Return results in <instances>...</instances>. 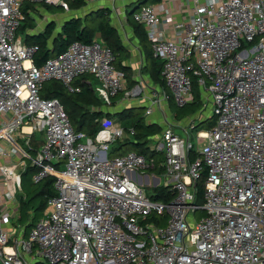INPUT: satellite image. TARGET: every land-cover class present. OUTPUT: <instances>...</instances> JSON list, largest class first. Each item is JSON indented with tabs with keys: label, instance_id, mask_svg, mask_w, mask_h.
Instances as JSON below:
<instances>
[{
	"label": "built area",
	"instance_id": "obj_1",
	"mask_svg": "<svg viewBox=\"0 0 264 264\" xmlns=\"http://www.w3.org/2000/svg\"><path fill=\"white\" fill-rule=\"evenodd\" d=\"M171 1L133 13L165 82L151 90L146 113L170 99L168 90L179 106L192 102L196 79L215 124L197 132L198 148L171 126L152 139L173 194L164 201L131 175L155 168L156 157L110 156L134 127L100 117L90 135L74 127L59 98L42 95L51 80L80 92L76 80L91 75L107 115L121 93L122 103L145 98L146 82L129 87L99 37L37 65L38 45L20 27L27 18L41 23L23 8L39 2L68 11L69 0H0V264H264V0H192L183 15ZM193 148L199 155L191 160ZM26 172L34 184L53 177L56 192L30 226L21 222L27 196L18 198Z\"/></svg>",
	"mask_w": 264,
	"mask_h": 264
},
{
	"label": "trees",
	"instance_id": "obj_2",
	"mask_svg": "<svg viewBox=\"0 0 264 264\" xmlns=\"http://www.w3.org/2000/svg\"><path fill=\"white\" fill-rule=\"evenodd\" d=\"M153 3L161 2L162 0H150ZM86 4V0H69L70 8L73 10L79 9ZM48 8L52 7L46 5ZM34 8V4H26L23 8L25 13L28 14L29 10ZM25 24L20 27V31L24 32L25 41L28 44H37L38 51L34 56V61L37 65L42 64L47 58L59 55L69 46L70 43L74 41H81L85 43H90L93 41L97 33L101 34L102 40L112 48L115 54V66L124 71L127 74L129 87L135 85V79L133 76V69L131 66L126 64V61L131 57L129 50L123 45L118 29L113 25L111 18V11L106 8H101L96 11H92L86 14L83 18L81 17H72L64 22L61 27V30L53 37V46L50 45V37L54 33L55 23H49L45 29V32L38 34H27L26 28L31 26L32 19L27 18ZM135 30H137L142 43L145 45L146 55H147V64L143 68V71L149 73V76L152 81L155 83L165 86L164 79L162 77V62L156 58L151 50V44L148 42L145 30L141 24L133 21ZM84 79L89 78L83 77ZM76 85L81 86V91L76 93H70L65 85L57 80H51L50 83L44 85L42 93L45 97H57L63 104L66 113L70 117L74 127L77 130L86 131L90 135H94L99 129V123L96 121L98 118L106 115L103 102L100 97L96 94L94 88L90 83L82 82L81 79H77L75 82ZM199 86L197 80L194 79V100L190 103L196 106L197 108L193 110L195 113L202 105ZM115 100V99H114ZM172 101V100H171ZM187 104L181 106L184 107ZM174 106V105H173ZM98 108V109H96ZM103 108V109H102ZM135 109L142 108H132L129 109L130 113L127 114V111L117 113V116L121 121H126L127 116L131 117L130 122L126 123V126H132L136 130V134L133 139L127 143L131 144L133 150L145 154L149 157H155L156 154H161L152 151L149 154L148 144L151 138L162 132V126L158 123H148L145 119V116L139 112H135ZM191 112V113H193ZM177 113V112H176ZM177 113V117H178ZM107 115L112 116V114L107 113ZM215 124V118L212 116L206 120L201 121L194 130H208L211 129ZM126 144V143H125ZM199 153L195 148L191 149L190 158L191 160L195 159ZM163 156H161V160ZM162 162V161H161ZM155 170L162 172L164 168L162 166L156 165ZM207 178V169L203 168L201 173V178L197 181V201L199 203L204 202V182ZM36 190L32 193L33 196L29 201L24 202L23 209L30 206L33 208L35 215H33V221H35L40 214L44 212L46 206V199L48 196L55 194L54 189V178L49 177L44 180L42 183L34 184ZM168 187L162 186L157 187V193L152 195L156 200L168 201L173 198L172 192L167 189ZM39 197V201L35 200L36 197ZM36 201V202H35ZM23 203V201H22ZM22 220L25 222L22 211ZM28 226L32 225L30 221ZM37 264H45L43 262H38Z\"/></svg>",
	"mask_w": 264,
	"mask_h": 264
},
{
	"label": "crops",
	"instance_id": "obj_3",
	"mask_svg": "<svg viewBox=\"0 0 264 264\" xmlns=\"http://www.w3.org/2000/svg\"><path fill=\"white\" fill-rule=\"evenodd\" d=\"M158 3H160V2H158ZM158 3H153L150 0H86V4L83 7L76 9L77 11L74 13L73 16L70 14L64 15V17L61 21H59L57 19L58 18L57 16H53V15L42 16L43 18H41L39 20L41 25L36 26V28H35L33 26L34 23H32L33 25H32V27L30 26L31 28L28 30V33L33 35V34L45 32V29L48 26V24L54 22L56 24L55 29H54V33L50 37V45L53 46V37H55L57 35V33L61 30V27L66 20H68L72 17H81L82 16L81 18H83L86 14H88L92 11H96V10L101 9V8L109 9L111 11L112 23L119 31L123 45L129 50V52L131 54V57L126 61V64L128 66H131L133 69V76H134V79L136 81L135 84L140 83L141 80L145 79L144 81L147 84V94H146L145 98H139L136 100H128L125 103H122V99H121L123 97L122 96L123 94L122 93L119 94L117 97L114 98L115 100H113L112 107H107L108 113H110V114L112 113V116L103 115L102 117H106V116L111 117L116 122H120V123L126 125L127 122L121 121L119 119V117L117 116V113H120L123 111H128L129 109H132V108H142V109H144V116H145L146 121L148 123L160 124L162 126V129H163L162 132H163L164 129L171 126V123L168 122L169 121L168 118H169V116H171V117L174 116L171 113V111L175 110L174 106L172 104V101H175V99H174V96L168 90V92L170 94V99L168 101L163 102L161 104V106L156 107L153 110L152 114L146 113V108H147V105L149 103L148 98H150L151 90L154 88L163 89V86H161L157 83H154V82L152 83L151 78L149 76V73L143 71V68L147 64L146 49H145V45L141 41V38H140L137 30H135L134 25H133V21H135L133 19V13L136 10H138L143 5H148V4L158 6V5H160ZM192 3H193L192 0H173V1H171L170 4H171V7H172L174 12H177V14H179V15H183L186 13V11H185L186 8L190 9V6H192ZM163 6L164 7H168V6L170 7L169 3H167L165 5L163 4ZM55 7H59V6H55ZM33 9L38 10L36 5H34ZM65 11H67V10H65ZM68 11H72V9H70ZM38 13H39V11H38ZM42 19H43V21H42ZM144 30H145V28H144ZM145 33H146V31H145ZM25 35L26 34L24 33L23 36H25ZM146 36H147V34H146ZM96 37L101 38V34L97 33L95 38ZM148 42H149V40H148ZM149 44H150V42H149ZM151 50H152V48H151ZM144 75H147L146 78L144 77ZM87 76L89 78H86V79L83 78V77H87ZM83 77H80L82 82H86V83L91 82L94 85V82L92 81L93 77H91V75H85ZM149 80L152 84L149 83ZM199 92H200L202 105L199 108V111H197L196 115L194 117H191L190 120H188V122H193V121L201 122L203 120H206L207 118L212 117V116H210V117L207 116V118H206L200 113V112L205 111L206 106L208 105L209 101L203 99L201 89L199 90ZM103 108L106 109L105 106ZM169 113H171V115H169ZM163 115H166L167 117H165ZM184 119L186 120L187 118H184ZM164 120H166V123L164 122ZM185 120L182 121L184 123H181V124L178 123V126L182 127L183 124H187V122H185ZM173 130L175 131V127L173 128ZM161 133L153 136L149 142V145L153 144L154 141L152 139L160 137ZM149 149H151V148L149 147ZM117 152L118 153H124L125 151H123V149H121V150H118ZM159 155H161V154H156V156H155L157 161H158V165L161 163V161H163V159L161 160V157L159 158ZM150 170L154 171L153 172V181H154V184L156 185L160 182V178L157 177V175L158 174L164 175V171L159 172V170H155L154 168H152ZM131 175L135 180H137L140 184H142L143 179H142L141 174H137V172H132ZM149 178L150 177L148 175H145L146 182H148V183L150 181Z\"/></svg>",
	"mask_w": 264,
	"mask_h": 264
},
{
	"label": "rangeland",
	"instance_id": "obj_4",
	"mask_svg": "<svg viewBox=\"0 0 264 264\" xmlns=\"http://www.w3.org/2000/svg\"><path fill=\"white\" fill-rule=\"evenodd\" d=\"M34 5H36L37 9L38 10H34V12L32 13V16L36 17L37 20H40L42 18V16H47V15H53V16H57L58 20L61 21L64 17V15H74V13L77 11V10H73L72 11H65L64 9L60 8V7H46L43 3H35ZM39 11V13H38ZM82 17V16H81ZM33 21V20H32ZM31 21V22H32ZM33 24H31V27H32ZM34 26V25H33ZM23 35H24V32H21ZM141 72V71H140ZM147 75H144V77L146 78ZM93 77V76H92ZM144 79V78H143ZM145 80V79H144ZM92 81L94 82V85H97L99 83V81L96 79V78H92ZM51 81H48L45 83V85H47L48 83H50ZM151 82L153 83L154 81L151 80ZM150 80H149V83H151ZM151 83V84H152ZM155 83V82H154ZM43 95V93H42ZM172 104L174 105V111H171V113L174 115V116H169L168 118V122L171 123V127H175V131L183 138H186V137H189L190 138V142L194 145V147L198 148V147H201L200 144H198V141H197V138H196V134H197V130H194L195 126H197L200 122L199 121H193V122H188V120H190L191 117H194L197 113V110L195 113L193 112V110H195L197 107L194 106V105H191V104H187L186 106L184 107H181L179 105H177V103L175 101H172ZM135 112H139L141 114L144 115V109H135L134 110ZM178 114V117H177V113ZM193 112V113H191ZM127 114L130 113V111L128 110L126 112ZM171 113H169V115H171ZM204 117L207 118V116H212V106H211V103L209 102L208 105L206 106V109L204 112H200ZM200 114V115H201ZM165 117H167L166 115H163ZM184 118H187L186 120ZM126 122H129L131 120V117L127 116V119H125ZM183 120H185V122H187V124H183L182 127H179L178 126V123L181 124V123H184L182 122ZM164 122L166 123V120H164ZM199 122V123H198ZM190 133V134H189ZM131 140H126L124 142H116V143H113L112 144V147L111 149L109 150V153H110V156H113V155H116L118 152V150H121L123 149V151L125 152H128V151H133V148L131 147V144H128V142H130ZM126 143V144H125ZM157 142H155L154 144H156ZM148 147H149V144H148ZM152 150L149 149V154H151ZM162 155H159V158L161 157ZM62 169L64 167H61ZM137 174H141L142 175V187L144 188L145 190V193L150 197L152 195H154L155 193H157V187H162V186H165L167 187L166 185V177L162 174H158L157 177L160 178V182L158 184H154V181H153V170H150V169H146V170H137L136 171ZM145 175H148L150 177V181L149 183L146 182V179H145ZM31 177H32V172H26L24 174V178H23V191L22 193H18V198L20 200L23 199V196H27L26 199H23V203H22V211H23V215L26 216V218H24L25 222L22 220V217H21V222L23 223H29L30 221H32V223H34L42 214H40V216L35 220L33 221V215H35L34 213V210L33 208H31L30 206H27V208L23 209V204L24 202L26 201H29V199L33 196V192L36 190V186L33 185L32 181H31ZM167 189L170 190V187H168ZM35 200L38 202L39 201V197L37 196L35 198ZM35 201V202H36ZM204 211H199L198 212V216H202L204 215ZM24 225V224H23Z\"/></svg>",
	"mask_w": 264,
	"mask_h": 264
}]
</instances>
